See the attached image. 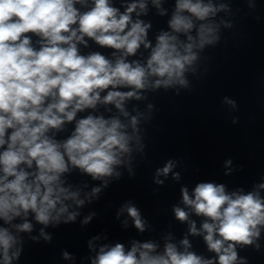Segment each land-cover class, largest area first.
Here are the masks:
<instances>
[{
  "label": "clouds",
  "instance_id": "9594fccd",
  "mask_svg": "<svg viewBox=\"0 0 264 264\" xmlns=\"http://www.w3.org/2000/svg\"><path fill=\"white\" fill-rule=\"evenodd\" d=\"M83 2L0 0V149H3L0 151V218L6 223L20 216L21 210L25 215L31 210L36 221L46 226L50 221L59 222L60 216L68 213L65 201L71 199L78 206L84 204V200L77 199L78 192L62 186L60 177L69 171V165L94 180L110 177L113 166L121 164V157L131 151L129 141L133 137L127 134V126L119 118L89 114L76 120L78 112L95 109L98 103H111L127 116L122 102L133 97L140 99L136 90L145 89L149 77H159L153 87H168L174 82L185 85L182 77L186 65L197 58L193 53L197 43L191 35L187 36V44L168 32L157 37L155 47L146 42L149 25L142 26L141 21L133 22L131 18L137 7L145 8L144 3L129 4L125 12L118 14L119 10L110 6L109 0H92L91 9L81 13L75 5ZM215 11L211 3L205 5L202 0H178L169 26L176 33H188L194 23L182 13L203 21ZM29 34L40 38L38 48L33 46ZM212 34L211 25L201 24L198 46L213 43L217 37ZM85 37L100 47L121 50L122 54L115 62L99 52L80 55L77 45L87 46ZM141 44L151 48L146 66L137 61L126 62L125 58L135 55ZM121 87L131 90H116ZM102 92H106L103 98ZM74 120V131L63 142L49 135L50 129L61 130L65 123ZM136 125L137 118L132 117L133 132ZM172 167L169 161L156 175L167 176ZM260 187L264 188V184ZM99 192L100 188L92 189L93 194ZM181 192L185 205L208 218L202 228L207 233L204 239L209 250L217 254L216 264H235L236 245H251L253 238L259 237L258 226H264V198L258 193L226 194L224 185L211 182L197 184L192 197L187 188ZM127 212L135 227L144 231L139 210L128 206ZM174 212L181 221L188 217L179 207ZM77 215L69 213L64 222L75 221ZM90 219L86 218L84 223ZM17 227L31 231L32 225L24 222ZM190 231L198 234L195 223ZM15 243L7 229H0L3 264H11L18 257L19 251L9 255ZM182 244L189 246L187 239ZM105 248H100L92 264H213V260L194 253L178 252L171 243L166 244L163 255L153 254L156 249L153 243H134L127 252L119 243L107 251ZM64 258H70L67 252Z\"/></svg>",
  "mask_w": 264,
  "mask_h": 264
}]
</instances>
